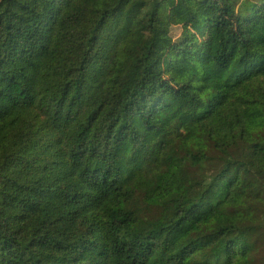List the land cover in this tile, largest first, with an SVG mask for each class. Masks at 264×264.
Here are the masks:
<instances>
[{"label":"trees","instance_id":"obj_1","mask_svg":"<svg viewBox=\"0 0 264 264\" xmlns=\"http://www.w3.org/2000/svg\"><path fill=\"white\" fill-rule=\"evenodd\" d=\"M118 1H0V264H264V0L145 1L114 110Z\"/></svg>","mask_w":264,"mask_h":264},{"label":"rangeland","instance_id":"obj_2","mask_svg":"<svg viewBox=\"0 0 264 264\" xmlns=\"http://www.w3.org/2000/svg\"><path fill=\"white\" fill-rule=\"evenodd\" d=\"M9 3L10 0H0ZM117 0H81V5L76 11V19L96 23L102 13L110 8ZM147 0H119L116 7L118 14L121 16V25L119 30L113 36V39L106 45L103 51V57L100 65L94 72V75L89 78V85L94 90L108 89L116 94L113 104V109L117 110L124 102L127 91L133 81L139 76L141 66L136 64L139 56L136 57L134 63L129 67L119 59L118 38L123 35L128 29V22L135 15L140 16L145 20L149 19L150 6L145 3ZM250 0H245V3ZM185 0H176L174 7L173 23L170 24L172 29H175L180 21L186 18ZM159 23L167 20V12L161 10L159 12ZM155 81L150 78L148 85H154Z\"/></svg>","mask_w":264,"mask_h":264}]
</instances>
